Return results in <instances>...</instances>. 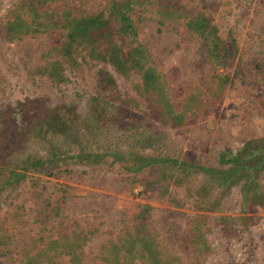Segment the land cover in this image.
I'll return each instance as SVG.
<instances>
[{"label":"rangeland","instance_id":"rangeland-1","mask_svg":"<svg viewBox=\"0 0 264 264\" xmlns=\"http://www.w3.org/2000/svg\"><path fill=\"white\" fill-rule=\"evenodd\" d=\"M39 2L63 15L71 9L73 21L100 17L110 0H0V238L8 240L0 264H23L26 243L75 230L91 232L87 264L128 231L148 236L182 264H264V160L255 171L262 201L253 205L244 203L239 185L222 189L172 168L128 170L141 152L217 168L222 153L236 154L247 143L263 147L264 0H172L219 27L235 55L228 70L203 57L196 38L141 14L138 39L159 73L156 93L140 89L137 73L124 77L90 52L131 43L114 19L91 35L74 23L69 57L55 49L64 42L59 31L7 32L17 13L29 18L26 6ZM53 65L62 68V81L50 76ZM167 100L187 108L182 127L159 114ZM55 110L71 129L44 133L39 125ZM145 207L149 217L137 218Z\"/></svg>","mask_w":264,"mask_h":264},{"label":"trees","instance_id":"trees-1","mask_svg":"<svg viewBox=\"0 0 264 264\" xmlns=\"http://www.w3.org/2000/svg\"><path fill=\"white\" fill-rule=\"evenodd\" d=\"M26 8L32 9L29 18H25V16L20 18L22 13H17L19 19H13L6 24L7 32L33 35L59 31L58 33L62 35L64 42L62 45L56 46L55 49H60L64 57H69L73 53V44L77 36L74 23H78L82 27L81 34L91 35L98 25L102 28L103 26L107 27L109 20L114 19L119 33L131 43L129 42L127 46L125 44L124 49L112 45L106 50L94 47L90 49V52H93V55L95 53L103 62L124 77L130 76L132 73L140 75L142 83L140 89L147 93L159 92L161 84L159 73L151 65L147 48L138 39V22L143 13H151L158 24L174 28L181 37L196 38L203 49V57L208 58L216 66L228 70L233 65L235 57L233 48L228 45L227 41L223 40L219 34V27L200 11L192 14L181 8H175L172 5V0L157 2L154 0H110L107 9L99 14L100 17L84 16L73 21L74 13L71 9L63 15L59 14L62 9H46L42 2L37 5H27ZM31 15H33L32 18ZM101 33L104 34L103 31ZM261 66L262 63L260 62L256 65L258 72ZM59 67L58 65L50 66V76L53 77L56 74L55 76L59 77V81H62L63 70ZM60 74L61 76H59ZM228 74L230 75L231 71ZM261 74H264V70H261ZM225 77L227 79L228 76L224 75L221 79ZM109 78L114 83L113 78ZM186 109L179 108L175 103L172 104L167 100L159 114L170 120L173 128H180L185 124L188 117ZM39 126H44L42 127L44 133L63 134L66 130L71 129L68 128V122L60 110H55L46 115ZM113 153V157L118 154L116 151ZM263 160L264 145L259 149L253 148L247 143L244 149L236 154L222 153L217 168L203 166L196 162L191 163L176 156L166 157L165 153L154 156L152 153L141 152L130 162L128 170L133 173H140L150 168L156 170L172 168L177 174L184 175V177L191 175L192 177L201 176L203 180H214L216 186L222 189L230 190L239 185L244 203L253 205L262 201V193L257 189L258 177L255 171L258 170ZM225 165L228 167L225 168ZM262 166L264 167V164ZM156 186H159L157 189H162L160 183H156ZM149 212V207H145L140 210L137 218L149 217ZM90 234L91 232L75 230L56 239H48V237L33 239L30 243H26L24 248H20L23 254L16 255L19 256V261L23 264H43L42 261H47L48 264H56L57 262L54 260L61 258H67L68 264H87L88 257L85 256L83 248L89 242ZM7 241L1 237L0 245H4ZM111 247L113 249L110 248V252L102 251L99 256L93 257L91 264H182L177 256H164L158 248V244L155 241L153 243L148 236L138 235L131 231L121 237L119 242L112 243ZM27 248L30 249L27 250Z\"/></svg>","mask_w":264,"mask_h":264}]
</instances>
